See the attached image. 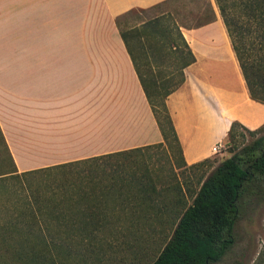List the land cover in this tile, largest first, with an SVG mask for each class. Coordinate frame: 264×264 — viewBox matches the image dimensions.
Segmentation results:
<instances>
[{"label":"crops","instance_id":"1","mask_svg":"<svg viewBox=\"0 0 264 264\" xmlns=\"http://www.w3.org/2000/svg\"><path fill=\"white\" fill-rule=\"evenodd\" d=\"M165 1L79 0L80 26L73 30V0H0V128L19 173L165 142L117 25L123 14ZM184 35L197 62L168 107L192 166L213 159L234 122L262 127L264 105L249 96L221 16ZM218 40L227 46L219 48ZM218 53L231 69L225 84L200 68ZM66 189L53 200L63 208L48 215L61 216L56 223L68 226L69 239L119 231L118 203L127 208L133 201L99 195L109 190L97 186Z\"/></svg>","mask_w":264,"mask_h":264},{"label":"rangeland","instance_id":"2","mask_svg":"<svg viewBox=\"0 0 264 264\" xmlns=\"http://www.w3.org/2000/svg\"><path fill=\"white\" fill-rule=\"evenodd\" d=\"M79 3V0H73V30H78L80 26ZM157 16H163L166 24L179 26L184 34L187 29L197 28L221 15L215 0H171L160 10L140 14L124 29L140 27ZM74 35L76 33L73 32ZM132 45L145 60L147 44L144 46L134 40ZM225 45L227 46L225 40H218L219 48ZM147 53L149 58L166 66L173 51L165 52L158 45L156 53ZM215 57L214 62L205 61L200 68L204 76L211 77V81L225 84L231 78V69L219 53ZM226 129L225 123L223 130ZM240 132L243 130L240 129ZM262 135L264 133L259 136ZM256 138L246 134L245 138L238 140V146L249 144ZM223 143L225 148L212 159L214 165L233 156L227 139ZM1 144L0 142V174L15 171ZM108 161L110 160L44 170L1 180L0 264H153L173 233L170 209L163 211L162 206L166 204L167 207H172V202L178 198L188 199V203H191L190 195L198 191L206 168H185L174 144L143 148L142 151L129 155L128 159L119 157L123 175L138 178L149 170L159 193L150 192V199L146 200L134 195L127 208L120 201L118 204L122 216L117 224L119 231L95 235L87 240L69 239L65 234L68 226L56 223L61 216L48 215L50 209L63 208V204L53 203L54 197L65 195L54 193L52 188L63 184H86L102 180L108 183L116 169ZM111 164L116 166V163ZM166 189H170L169 192L162 193L161 190ZM142 203L150 208L146 215L141 213ZM160 207L162 213L159 215ZM236 236L235 248L218 264H255L264 249L263 202L254 201L247 206L237 225Z\"/></svg>","mask_w":264,"mask_h":264},{"label":"trees","instance_id":"3","mask_svg":"<svg viewBox=\"0 0 264 264\" xmlns=\"http://www.w3.org/2000/svg\"><path fill=\"white\" fill-rule=\"evenodd\" d=\"M169 1L171 0L149 9H133L117 18L121 37L165 141L157 146L174 144L178 148L185 168L190 170L206 168L198 191L190 195L191 203H188V199L178 198L172 202V207H167L166 204L162 206L163 211L170 209L173 233L153 264H218L235 248L236 228L247 206L254 201L264 203V135L259 136L264 133V125L253 131L240 122H234L227 137L228 145L232 148L231 158L218 165H214L212 159H207L187 166L174 119L168 107V99L185 84L187 80L185 71L197 62V58L181 28L164 23L163 16H157L140 27L124 29L140 14L160 10ZM215 3L246 82L249 96L253 101L264 105V0H215ZM215 20L212 18L197 28L213 23ZM134 40H138L144 46L148 45L145 46V60L139 56L137 49L132 45ZM158 45H161L165 52L173 51L166 66L148 57L147 51L156 53ZM240 129L243 132H240ZM246 134L257 138L239 147L238 140L245 138ZM0 142L4 146L8 159L15 167V171L0 174V181L44 170L110 160L108 163L120 171L114 169L108 183L102 180L86 184H63L53 187L54 193L67 195L66 188L71 186H97L102 190H109V192H100L99 195L131 197L139 195L143 200L150 199V192L159 193L157 185L150 177L149 170L138 178L126 177V174H122L124 170L118 161L119 157L128 159L129 155L142 151L143 148L109 154L93 160L19 173L1 128ZM111 163H116V166ZM169 190L161 191L166 193ZM145 203H142L141 213L146 215L150 208ZM151 207L154 209L153 206ZM162 207L159 209L161 210ZM161 213L162 210L159 211V215ZM255 264H264V249Z\"/></svg>","mask_w":264,"mask_h":264},{"label":"built area","instance_id":"4","mask_svg":"<svg viewBox=\"0 0 264 264\" xmlns=\"http://www.w3.org/2000/svg\"><path fill=\"white\" fill-rule=\"evenodd\" d=\"M223 148H225L224 143H219L214 147L213 153L217 155L219 152L222 151Z\"/></svg>","mask_w":264,"mask_h":264}]
</instances>
